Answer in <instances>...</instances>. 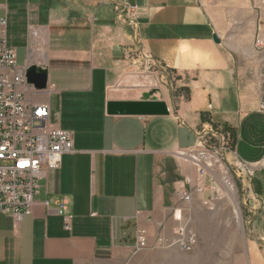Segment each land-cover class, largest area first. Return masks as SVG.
Segmentation results:
<instances>
[{
	"label": "crops",
	"instance_id": "0c3cea01",
	"mask_svg": "<svg viewBox=\"0 0 264 264\" xmlns=\"http://www.w3.org/2000/svg\"><path fill=\"white\" fill-rule=\"evenodd\" d=\"M101 4L100 15L91 14ZM0 11L13 44L27 49L20 67L35 64L48 80L55 76L54 124L73 143L39 181L31 214L15 223L0 212V264H122L157 237L170 239L178 225L193 231L195 211L210 196L204 185L222 191L217 202L229 196L177 155L201 129L234 131L249 158L237 143L228 158L255 166L251 180L261 170L264 113L242 73L243 53L220 32L205 0H10ZM144 99L163 100L168 114L123 110L122 103ZM59 201L71 216L69 230L55 212Z\"/></svg>",
	"mask_w": 264,
	"mask_h": 264
},
{
	"label": "built area",
	"instance_id": "2783aa9c",
	"mask_svg": "<svg viewBox=\"0 0 264 264\" xmlns=\"http://www.w3.org/2000/svg\"><path fill=\"white\" fill-rule=\"evenodd\" d=\"M25 68L17 65L15 52L7 43L6 19L0 18V212L10 213L15 223L31 214L39 181L50 170L57 169L62 155L73 148L71 134L51 121L49 105L25 95L28 89L33 96L49 94L56 86L47 83L45 89H35L26 82ZM258 111L264 112V103L258 106ZM231 149L233 141L229 134L207 128L199 131L193 147L178 151L177 155L195 168L201 180L210 176L229 194L234 191L236 180L243 182V177H251L256 169L244 162H232L228 158ZM204 187L210 196L202 203L212 208L222 197V191L212 185ZM179 195L185 202L192 197L190 191H180ZM43 204L50 206L48 200ZM65 206L64 201L57 202L55 212L61 217L63 227L69 230L71 216L65 212ZM137 233V247H148L145 229L139 228ZM198 245L197 234L186 225H178L170 239L157 237L155 246L190 253Z\"/></svg>",
	"mask_w": 264,
	"mask_h": 264
},
{
	"label": "rangeland",
	"instance_id": "374dc122",
	"mask_svg": "<svg viewBox=\"0 0 264 264\" xmlns=\"http://www.w3.org/2000/svg\"><path fill=\"white\" fill-rule=\"evenodd\" d=\"M0 3L9 4L10 0H0ZM205 3L220 32L226 37L231 36L235 51L243 53L239 63L242 73L253 87L250 93L253 94L258 109L264 103V0H205ZM105 8V4L94 5L91 14L99 16ZM111 11L112 9L108 16H112ZM0 18L6 19L1 11ZM21 25V29H24L25 20ZM10 30L8 24L7 43L14 47L16 63L20 67L27 58V49L22 43L17 46L13 44ZM53 82L55 76L52 73L47 83ZM25 95L32 96V100L36 102L48 101L51 121L57 123L58 95L40 93L33 96L30 89ZM236 128L239 129V125L236 124ZM225 132L233 141V149L228 157L234 154L237 143L236 149L239 150L240 157L249 158L242 140L236 141L234 131ZM258 167L262 168L256 171L252 180L246 176L243 182L236 180L237 187L234 191L226 199L214 203L212 208L200 204L201 207L195 211L190 223L199 238V245L193 252L154 246L130 255L122 264H264V161ZM257 182L259 184L256 186ZM256 190L261 192L257 193ZM242 199L248 207L244 206ZM250 200L252 205L249 204Z\"/></svg>",
	"mask_w": 264,
	"mask_h": 264
},
{
	"label": "water",
	"instance_id": "95a60500",
	"mask_svg": "<svg viewBox=\"0 0 264 264\" xmlns=\"http://www.w3.org/2000/svg\"><path fill=\"white\" fill-rule=\"evenodd\" d=\"M25 78L26 82L29 85H32L37 90H43L47 86L48 76L46 68L38 66L35 64L28 65L25 68ZM148 93H145L144 96L148 97ZM123 105H128L127 108H124V111L130 112H139L140 114H156V115H167L168 109L163 100L156 99H144L137 102L122 103ZM109 104L108 111L111 112V107Z\"/></svg>",
	"mask_w": 264,
	"mask_h": 264
},
{
	"label": "bare ground",
	"instance_id": "6f19581e",
	"mask_svg": "<svg viewBox=\"0 0 264 264\" xmlns=\"http://www.w3.org/2000/svg\"><path fill=\"white\" fill-rule=\"evenodd\" d=\"M236 215H237V218H238V220H239V215H238V212L236 211Z\"/></svg>",
	"mask_w": 264,
	"mask_h": 264
}]
</instances>
